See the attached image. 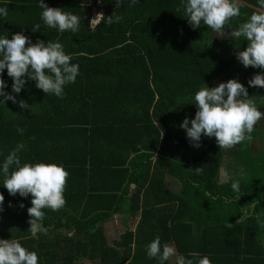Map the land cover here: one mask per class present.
<instances>
[{"label": "trees", "instance_id": "1", "mask_svg": "<svg viewBox=\"0 0 264 264\" xmlns=\"http://www.w3.org/2000/svg\"><path fill=\"white\" fill-rule=\"evenodd\" d=\"M245 1L257 6V0ZM44 3L77 15L79 31L47 27L39 0H0V8L8 10L7 17L0 16V38L22 32L33 43L59 41L79 65V75L60 98L45 94L30 79L19 94L12 93V78L4 70V91L31 110L0 97V164L23 143L22 163L63 165L69 173L66 204L58 211L43 209L47 233L33 237L27 212L31 195H10L0 174L5 198L0 239H17L38 254V264L86 259L159 264L148 257L146 247L157 236L178 254L206 255L212 264H264V228L257 222L259 217L264 223V203L255 211L258 216L237 221L240 212L228 208L223 187L216 183L219 150L205 136L200 147L192 146L180 127L185 117H195V93L237 67L249 96L264 101L262 87L248 85L264 69L245 68L236 56L216 51L211 40L215 32L203 23L197 28L189 24L186 0ZM93 9L104 12L105 19L113 14L114 22L101 20L92 27ZM252 11L242 5L225 31L237 29ZM115 16L121 17L119 22ZM37 24L40 28L33 32ZM239 46L244 50L247 41L240 38ZM171 182L180 189H170ZM122 215L126 229L111 245L104 225ZM129 217L138 218L134 228L126 221Z\"/></svg>", "mask_w": 264, "mask_h": 264}, {"label": "clouds", "instance_id": "2", "mask_svg": "<svg viewBox=\"0 0 264 264\" xmlns=\"http://www.w3.org/2000/svg\"><path fill=\"white\" fill-rule=\"evenodd\" d=\"M38 6L42 9L41 19L47 27L60 32L79 31L80 18L77 15L58 7H49L44 0H39ZM241 6L242 0H186L183 5L188 22L193 28L200 27L203 23L219 35H224L225 25L231 18L240 15ZM7 15V8H0V16ZM120 19L121 17L115 16V22ZM98 20L111 24L114 22L113 14L105 19L103 13H97L96 18L91 21ZM39 28V24L35 25L33 32H37ZM231 36L233 39L243 38L247 41V47L236 53L237 60L245 68L264 69V0H257V7H254L250 17L232 31ZM71 61L72 56L65 53L59 41L45 43L37 40L33 43L22 32L13 34L11 39L8 36L0 38V97H3L4 102L10 100L18 103L22 109L31 110V106L25 101H17L15 95L4 91L7 85L3 72L6 69L13 81L12 93L19 94L30 79L45 94L63 98L64 87L74 83L79 75V65ZM248 85L264 87V72L253 75ZM194 101L197 108L195 117H185L180 127L185 130L192 146L197 148L201 146L202 136H205L215 137L219 149H229L250 139L248 134L264 119V112L258 110L247 88L238 79H229L211 88L204 85L195 93ZM17 131L23 134L24 130L18 128ZM24 148L23 143H18L7 154L0 164V174L4 177L3 186L10 195H31V207L27 209L30 217L28 231L36 237L39 233H47L43 225V209L58 211L65 206L64 192L69 173L63 165L55 163H22L20 153ZM195 170L200 172L202 167ZM232 187L239 190L238 183L234 182ZM4 199L0 193V212L3 211ZM20 207L24 205L21 204ZM257 222L264 228L259 217ZM146 247L148 257L158 259L159 264H165L172 257H175L174 264H212L206 255L190 253L186 257L178 254L174 246L167 243L161 245L159 236ZM38 260V254L22 246L17 239H0V264H38Z\"/></svg>", "mask_w": 264, "mask_h": 264}, {"label": "flooded vegetation", "instance_id": "3", "mask_svg": "<svg viewBox=\"0 0 264 264\" xmlns=\"http://www.w3.org/2000/svg\"><path fill=\"white\" fill-rule=\"evenodd\" d=\"M230 31L234 30L232 29ZM218 38L221 37L218 36ZM225 40L228 41L226 42ZM235 40L240 41V38L233 39L231 34L229 39L221 40L226 42L224 43L227 44L226 46L230 47V54L226 55L221 53L223 56H236L238 51H242L240 46L235 43ZM233 46L235 47L234 50ZM224 77L226 82L228 81L227 78H229L238 79L242 83V73L239 72V67L234 71H230L221 79H217L216 83L223 82ZM252 99L258 110L264 112V101L256 97ZM248 135L250 139H246L242 143L229 149H219L215 137H207L210 145L220 152L216 183L223 187L224 193L222 197L227 201L226 205L228 208L231 211L235 210L240 212V218L237 219L240 222L251 219L253 216H258L255 211L257 207L264 203V186L262 185V180H264V119L259 121L254 126L253 131ZM205 156L207 155L205 154ZM256 171L260 173L262 178L260 175L254 174ZM260 180L261 182L258 184L257 182ZM234 182L238 183V191L232 187ZM247 185L248 187H246ZM249 185L252 186L249 187Z\"/></svg>", "mask_w": 264, "mask_h": 264}, {"label": "rangeland", "instance_id": "4", "mask_svg": "<svg viewBox=\"0 0 264 264\" xmlns=\"http://www.w3.org/2000/svg\"><path fill=\"white\" fill-rule=\"evenodd\" d=\"M96 12H100V13H103L104 15V12L102 11H96ZM217 36V35H216ZM222 39L221 38H218V41L217 43L215 44L214 46V49L219 51L220 53H223V54H230V47L229 46H226L227 44H224L226 43L228 40H225L226 42H223L221 41ZM235 43L237 45H239V41L238 40H235ZM235 49V47L233 46V50ZM223 82H226V79L225 77L223 78ZM227 80H229V78H227ZM219 83H212V84H209L207 87L211 88V87H215V86H218ZM264 186V185H263ZM169 188L172 189V190H178L179 189V184H177L176 182H171L169 183ZM124 214V213H123ZM124 215L121 216H116L112 221L106 223L104 225V229H105V232L107 234V237H108V240H109V243L111 245L114 244V241L120 239V236L121 234L125 231V225H124ZM131 228H134L138 221V218H133V217H129L128 220H126ZM171 245V244H170ZM77 264H95L93 262H91L90 260L86 259L84 261H81Z\"/></svg>", "mask_w": 264, "mask_h": 264}, {"label": "water", "instance_id": "5", "mask_svg": "<svg viewBox=\"0 0 264 264\" xmlns=\"http://www.w3.org/2000/svg\"><path fill=\"white\" fill-rule=\"evenodd\" d=\"M242 5L250 8V9H254V7H257L256 5L252 4V3H249L245 0H242ZM232 31H225L224 32V35H219L217 33L213 34L212 37H211V40L213 42V45L215 46V44L217 43L218 41V36L221 37V39H229V36L231 34ZM217 35V36H216ZM217 51V50H216ZM219 52V51H218ZM263 90H264V87H263Z\"/></svg>", "mask_w": 264, "mask_h": 264}, {"label": "built area", "instance_id": "6", "mask_svg": "<svg viewBox=\"0 0 264 264\" xmlns=\"http://www.w3.org/2000/svg\"><path fill=\"white\" fill-rule=\"evenodd\" d=\"M97 13H100V12H96V10H93V12H92V14H91V16H90V22H91V26H92V27L97 26V25L101 22V20H98V21H91V20H93V19L96 18Z\"/></svg>", "mask_w": 264, "mask_h": 264}, {"label": "crops", "instance_id": "7", "mask_svg": "<svg viewBox=\"0 0 264 264\" xmlns=\"http://www.w3.org/2000/svg\"><path fill=\"white\" fill-rule=\"evenodd\" d=\"M93 10L99 11L98 9H93ZM93 10H92V12H93ZM91 14H92V13H91ZM90 16H91V15H90ZM179 189H180V187H179ZM179 189H178V190H179ZM136 224H137V223H136ZM136 224H135V225H136ZM172 259L175 260V257H172L171 260H172Z\"/></svg>", "mask_w": 264, "mask_h": 264}]
</instances>
